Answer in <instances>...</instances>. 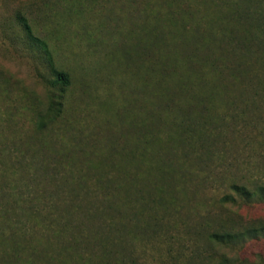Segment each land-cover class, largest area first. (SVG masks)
Returning a JSON list of instances; mask_svg holds the SVG:
<instances>
[{
	"label": "rangeland",
	"instance_id": "obj_1",
	"mask_svg": "<svg viewBox=\"0 0 264 264\" xmlns=\"http://www.w3.org/2000/svg\"><path fill=\"white\" fill-rule=\"evenodd\" d=\"M216 5L0 0V264H264V202L230 190L264 186V64L252 89L205 76L224 96L183 131L154 98L152 51L125 54L160 8L189 27Z\"/></svg>",
	"mask_w": 264,
	"mask_h": 264
},
{
	"label": "trees",
	"instance_id": "obj_2",
	"mask_svg": "<svg viewBox=\"0 0 264 264\" xmlns=\"http://www.w3.org/2000/svg\"><path fill=\"white\" fill-rule=\"evenodd\" d=\"M175 14L176 11H172L171 7L160 8L152 25L151 34L155 33L154 36L145 42L135 39L133 46H126L125 54L127 58L129 54V58H132L131 52H134L140 58L146 50L152 51L155 74L149 79L156 81L154 98L160 110L170 113L179 111L182 119L175 121L172 126L185 131L191 125L192 117L195 120L193 125L199 124L202 119L208 120L205 116L207 105L198 108L201 101L210 104L215 95L219 98L224 96L221 90L223 86L218 89L205 76L212 74L222 81L224 71H231L237 74L235 78H242L241 84L252 89L255 80L251 73L252 67L264 64V0H222V6H215L212 16L206 17L205 24H202L204 17L193 19V15L189 27L183 22V14H178L183 21L175 25L174 22H178L174 19ZM191 74L198 77L192 79ZM58 80L64 87L70 85V76L66 72H59ZM209 83L213 85L211 89H208ZM251 94L253 97L261 96L258 89L252 90ZM162 118L159 113L161 127L165 124ZM180 135L183 136L182 133ZM182 146L185 147V143ZM230 190L247 201L258 199L264 202V186L247 189L231 184ZM229 198L226 196L224 200ZM261 231L264 234V225ZM236 237L232 232L208 235L209 240L216 243H230ZM226 263L227 259L223 257L220 264Z\"/></svg>",
	"mask_w": 264,
	"mask_h": 264
}]
</instances>
